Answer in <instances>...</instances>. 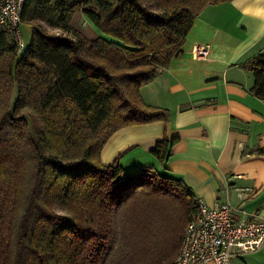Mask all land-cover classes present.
Masks as SVG:
<instances>
[{"label":"trees","instance_id":"obj_1","mask_svg":"<svg viewBox=\"0 0 264 264\" xmlns=\"http://www.w3.org/2000/svg\"><path fill=\"white\" fill-rule=\"evenodd\" d=\"M223 1H26L31 37L19 58L0 33V264H173L196 213L194 194L166 169L174 140L151 149L159 169L125 172L100 152L123 126L169 122L140 88L203 8ZM76 12L92 35L70 25ZM240 66L264 100V51Z\"/></svg>","mask_w":264,"mask_h":264},{"label":"crops","instance_id":"obj_2","mask_svg":"<svg viewBox=\"0 0 264 264\" xmlns=\"http://www.w3.org/2000/svg\"><path fill=\"white\" fill-rule=\"evenodd\" d=\"M194 45L206 46L207 54L195 57ZM260 51L264 0L205 6L169 65L140 88L147 104L170 111L169 122L117 129L103 145L101 161L112 163L130 146L135 157L119 160L125 172L158 167L151 149L157 141L174 140L166 169L195 197L209 205L229 199L237 218H264V155L253 153L264 147V100L251 93L253 74L240 66ZM231 264H264V246Z\"/></svg>","mask_w":264,"mask_h":264},{"label":"built area","instance_id":"obj_3","mask_svg":"<svg viewBox=\"0 0 264 264\" xmlns=\"http://www.w3.org/2000/svg\"><path fill=\"white\" fill-rule=\"evenodd\" d=\"M26 1L0 0V33H8L17 58L28 46L22 29ZM192 51L195 57L204 56L207 47L194 45ZM194 204L196 213L184 229L173 264H231L233 257L264 246V218H237L229 199L209 205L194 197Z\"/></svg>","mask_w":264,"mask_h":264},{"label":"rangeland","instance_id":"obj_4","mask_svg":"<svg viewBox=\"0 0 264 264\" xmlns=\"http://www.w3.org/2000/svg\"><path fill=\"white\" fill-rule=\"evenodd\" d=\"M51 5H53L51 3ZM85 16L81 13V12H76L73 17H72V20L70 22V25L75 28V29H78L80 31H82L83 33H85L86 35H92L93 33V26L92 24L89 22L85 23ZM29 28H30V25L24 23V25L22 26V29H23V34H24V38L26 40V42L28 43V39H29ZM50 31L52 32H57L59 33L60 32V29L58 28H51L49 27ZM133 148L131 149L130 146H127L125 147L124 149H122L120 151V153L118 154L117 158L118 160H121L122 164H124L126 162V160L132 158V157H135L136 155V152L135 151H132ZM131 151V152H130ZM143 158V157H142ZM121 164V165H122ZM150 166H155L157 167V165H150ZM148 167V166H147ZM159 167V165H158ZM157 167V168H158ZM159 169V168H158ZM180 248V247H179ZM178 253V252H177Z\"/></svg>","mask_w":264,"mask_h":264}]
</instances>
